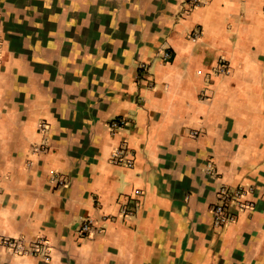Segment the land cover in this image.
Wrapping results in <instances>:
<instances>
[{
	"label": "crops",
	"instance_id": "crops-1",
	"mask_svg": "<svg viewBox=\"0 0 264 264\" xmlns=\"http://www.w3.org/2000/svg\"><path fill=\"white\" fill-rule=\"evenodd\" d=\"M0 39V240L49 242L0 264H264V0H0Z\"/></svg>",
	"mask_w": 264,
	"mask_h": 264
},
{
	"label": "built area",
	"instance_id": "built-area-1",
	"mask_svg": "<svg viewBox=\"0 0 264 264\" xmlns=\"http://www.w3.org/2000/svg\"><path fill=\"white\" fill-rule=\"evenodd\" d=\"M187 3L192 5V6H197L201 3V0H187ZM197 35V33L195 34ZM1 43V39H0ZM169 56V53L167 51L162 52V57L167 58ZM0 57H1V51H0ZM219 70L221 72H226L227 71V66L222 63L219 66ZM122 121L115 120L112 121V126H118ZM41 128L45 127V124L42 123L40 125ZM195 133V132H193ZM112 159L115 162H120L121 158L119 157V152L113 151L111 154ZM129 163V162H128ZM127 163V164H128ZM59 183H62V181H59ZM241 196V190L236 189L234 192H229L225 188H220L219 189V199L218 201L211 207V214H212V224L214 227H222L232 221L233 215H231L228 211V204L233 201L234 198H238ZM240 207L243 206L242 203H239ZM93 224L92 219H87L84 222H82L80 229L82 231H89L90 227ZM1 243L5 245L7 248L11 250V252L17 254H38L41 252H45L49 250V242L43 237L39 236L36 239H34L29 245H26L20 241H17L14 238L11 237H3L1 240ZM46 259H48V255L46 256Z\"/></svg>",
	"mask_w": 264,
	"mask_h": 264
}]
</instances>
